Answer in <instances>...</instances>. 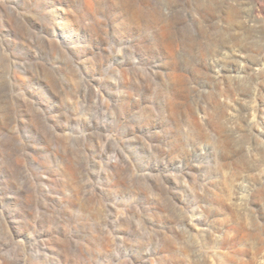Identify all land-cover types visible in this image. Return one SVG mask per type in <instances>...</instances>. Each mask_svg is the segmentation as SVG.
<instances>
[{"label": "rangeland", "instance_id": "obj_1", "mask_svg": "<svg viewBox=\"0 0 264 264\" xmlns=\"http://www.w3.org/2000/svg\"><path fill=\"white\" fill-rule=\"evenodd\" d=\"M0 264H264V0H0Z\"/></svg>", "mask_w": 264, "mask_h": 264}]
</instances>
